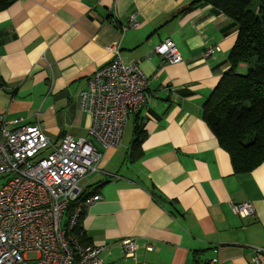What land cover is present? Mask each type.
I'll list each match as a JSON object with an SVG mask.
<instances>
[{
  "label": "crops",
  "instance_id": "1",
  "mask_svg": "<svg viewBox=\"0 0 264 264\" xmlns=\"http://www.w3.org/2000/svg\"><path fill=\"white\" fill-rule=\"evenodd\" d=\"M195 1L16 0L0 11V114L38 123L55 143L89 134L93 116L81 110L80 90L116 49L148 78L149 104L130 115L131 136L124 142V131L120 146L104 151L95 142L100 170L81 183L102 195L81 220L93 244L107 245L102 264H254V247L264 248V162L234 173L202 118L230 68L239 26ZM133 14L139 24L123 30ZM168 38L178 63L154 51ZM209 46L219 50L205 57ZM136 124L147 135L133 157ZM244 201L253 202L254 216L231 210ZM128 237L138 244L135 257L124 254Z\"/></svg>",
  "mask_w": 264,
  "mask_h": 264
},
{
  "label": "built area",
  "instance_id": "2",
  "mask_svg": "<svg viewBox=\"0 0 264 264\" xmlns=\"http://www.w3.org/2000/svg\"><path fill=\"white\" fill-rule=\"evenodd\" d=\"M138 24L133 14L123 30ZM217 50L218 46H209L204 56ZM154 51L166 62L182 60L171 38ZM115 52L116 57L97 69L80 90L79 106L93 116L87 136L67 133L55 143L38 123L0 114V264H102L107 245L85 244L68 233L102 195L81 200L66 224L64 215L82 192L83 179L100 170L101 152L95 142L103 151L120 146L130 115L149 104L148 78L139 63H124L119 49ZM230 207L242 218L256 212L251 201L231 202ZM122 247L126 257H135L134 238L122 240ZM254 251L252 261L260 264L264 248ZM208 264H219V259Z\"/></svg>",
  "mask_w": 264,
  "mask_h": 264
},
{
  "label": "trees",
  "instance_id": "3",
  "mask_svg": "<svg viewBox=\"0 0 264 264\" xmlns=\"http://www.w3.org/2000/svg\"><path fill=\"white\" fill-rule=\"evenodd\" d=\"M15 1L0 0V11ZM202 4H212L239 26L229 55L230 68L203 103L202 118L230 154L234 173L250 172L264 162V0L257 5L253 0H197L191 6ZM241 63L246 64L245 69H240ZM146 135L142 124H136L133 157ZM89 188L70 202L64 215L65 224L81 200L97 193ZM85 212L68 233L90 244L81 224Z\"/></svg>",
  "mask_w": 264,
  "mask_h": 264
},
{
  "label": "rangeland",
  "instance_id": "4",
  "mask_svg": "<svg viewBox=\"0 0 264 264\" xmlns=\"http://www.w3.org/2000/svg\"><path fill=\"white\" fill-rule=\"evenodd\" d=\"M259 0H253V4L257 5ZM132 129H133V119L132 117L128 120L125 129H124V138L123 141L125 142L132 134Z\"/></svg>",
  "mask_w": 264,
  "mask_h": 264
}]
</instances>
